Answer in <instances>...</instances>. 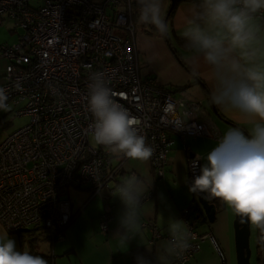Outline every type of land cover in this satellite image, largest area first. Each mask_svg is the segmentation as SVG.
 Wrapping results in <instances>:
<instances>
[{
    "label": "built area",
    "instance_id": "2783aa9c",
    "mask_svg": "<svg viewBox=\"0 0 264 264\" xmlns=\"http://www.w3.org/2000/svg\"><path fill=\"white\" fill-rule=\"evenodd\" d=\"M5 18L21 34L0 44V59L6 61L0 87L6 102L25 101L16 114L29 118L0 142V222L9 233L36 225L52 242L63 239L74 218L68 186L87 184L94 196L120 172V164L111 165L112 153L92 137L87 100L93 72L104 73L113 98L140 121L138 131L153 149L149 163L157 179L164 176L172 133L182 139L212 135L209 121L199 120L200 101L174 96L155 79L140 77L130 0H0V23ZM198 175L197 160L188 158V180ZM152 197L149 190L143 202ZM178 215L191 239L183 257L173 262L192 264L199 241L209 237L226 264L213 236L195 230L191 208ZM142 225L152 238L169 239L152 221ZM100 226L107 231L105 219ZM41 257L54 264L51 255Z\"/></svg>",
    "mask_w": 264,
    "mask_h": 264
},
{
    "label": "clouds",
    "instance_id": "9594fccd",
    "mask_svg": "<svg viewBox=\"0 0 264 264\" xmlns=\"http://www.w3.org/2000/svg\"><path fill=\"white\" fill-rule=\"evenodd\" d=\"M138 5V22L154 25L159 33L166 34L162 0H138ZM182 35L192 61L202 58L213 74L210 103L238 113L247 125L246 129L231 128L219 137L218 146L208 153L190 191L206 194L209 200L218 199L241 224L258 230V244L264 250V0H199L197 10L184 17ZM89 80L87 106L94 118L91 127L95 143L130 160L151 159L153 149L139 134L140 121L113 98L115 93L104 73L93 72ZM6 101V90L0 87V111H10ZM148 191L144 180L136 175L125 178L112 191L123 205L115 235L121 242L129 245L138 238ZM167 231L169 239L156 251L157 264H171L190 248L191 233L183 220L169 216ZM136 259L137 264H151L143 256ZM0 264L48 261L18 250L16 241L5 236L0 237Z\"/></svg>",
    "mask_w": 264,
    "mask_h": 264
},
{
    "label": "crops",
    "instance_id": "0c3cea01",
    "mask_svg": "<svg viewBox=\"0 0 264 264\" xmlns=\"http://www.w3.org/2000/svg\"><path fill=\"white\" fill-rule=\"evenodd\" d=\"M133 20L139 17L138 0H130ZM199 0H180L171 12L172 0H162V16L168 26L166 34H161L154 25L141 23L136 26L137 62L141 78H152L170 91L174 96H183L189 100L201 102L198 110L199 120H208V128L212 135L186 136L184 139L171 134L173 144L167 154L164 176L157 179L149 160L146 162L130 160L122 154H112L111 165H121L115 181H109L108 187L101 194L91 196L89 185H82L78 190V200L71 201L73 220L63 230V239L52 242L43 233L42 228L9 233L0 222V237L8 236L17 243L20 251L27 250L32 255L49 256L54 264H137V256H143L151 264H157V250L166 241L164 238L154 239L147 226L142 225L150 220L159 232L168 233L169 216L182 220L178 212L182 208L193 206L191 182L188 180V158L193 156L199 161L200 168L206 157L218 146L219 137L234 127L247 128L238 113L226 112L210 103V95L214 88V78L210 68L201 58L192 61V53L185 48L183 39L184 17L193 14ZM137 22V21H136ZM197 73V75H194ZM134 171L142 178L153 197L144 203L139 236L129 245L115 236L118 230V218L123 210L121 201L112 195L115 186ZM191 212H193L191 210ZM194 214H197L194 212ZM105 219L107 231L101 229L100 223ZM234 213L226 205L217 203L213 222H209L202 214L196 224L199 234L210 233L217 245L225 252L226 264H231L234 247V230L229 234V222L233 224ZM250 227V237L257 248L255 257L263 256L258 244V230ZM251 251H252V246ZM149 248L151 250H149ZM258 260V259H257ZM255 261V263L257 262ZM192 264H221L214 243L209 237L199 241V249L191 258ZM171 264H178L171 262Z\"/></svg>",
    "mask_w": 264,
    "mask_h": 264
},
{
    "label": "rangeland",
    "instance_id": "374dc122",
    "mask_svg": "<svg viewBox=\"0 0 264 264\" xmlns=\"http://www.w3.org/2000/svg\"><path fill=\"white\" fill-rule=\"evenodd\" d=\"M135 22H136V26H138V24H141L138 22V19H136ZM15 27L17 26L13 20L9 18H5L2 20V22L0 23V44H3V43L10 44L18 39V35L21 34V29L19 28L15 29ZM5 63H6L5 60L0 59V74H2V70H3ZM7 103L10 105V111L8 112L0 111V142L9 133L23 126L29 120V118L25 115L16 114V112L24 106L25 101L13 102L12 100H9ZM75 189L77 188L73 187L72 185L68 186L67 196L70 199H72L73 202L78 200V197H79V192L78 190H75ZM191 210L193 211L192 212L193 214L194 212H196V208L194 204L191 207ZM34 228H37L36 230H39V228L36 225L29 226L27 229L30 230ZM229 234L231 235V238H232V234H233L232 220H230L229 222ZM249 243H250V246H252L253 248L252 255L250 257V264H255L254 256L256 255L257 248L251 237H250ZM260 251L262 252V256H263V250L261 248H260ZM232 253L233 254L231 257V264H236L234 247H233Z\"/></svg>",
    "mask_w": 264,
    "mask_h": 264
},
{
    "label": "water",
    "instance_id": "95a60500",
    "mask_svg": "<svg viewBox=\"0 0 264 264\" xmlns=\"http://www.w3.org/2000/svg\"><path fill=\"white\" fill-rule=\"evenodd\" d=\"M193 157V156H191ZM200 175V173H199ZM194 205L197 210L195 217L198 218L202 214L207 218L209 222H213L215 213L217 210L218 199H207L206 194H195L193 193ZM221 206L225 205L221 202ZM233 230H234V249L236 264H250V257L252 251L250 248V227L247 224H241L239 218L234 215L233 219ZM255 257V261L257 260ZM257 264V263H255Z\"/></svg>",
    "mask_w": 264,
    "mask_h": 264
},
{
    "label": "trees",
    "instance_id": "16d2710c",
    "mask_svg": "<svg viewBox=\"0 0 264 264\" xmlns=\"http://www.w3.org/2000/svg\"><path fill=\"white\" fill-rule=\"evenodd\" d=\"M178 1H180V0H172V5H171V7H170V9H169V13L171 12V10L173 9L174 5H175ZM196 219H197V218H196Z\"/></svg>",
    "mask_w": 264,
    "mask_h": 264
},
{
    "label": "flooded vegetation",
    "instance_id": "af4514ba",
    "mask_svg": "<svg viewBox=\"0 0 264 264\" xmlns=\"http://www.w3.org/2000/svg\"><path fill=\"white\" fill-rule=\"evenodd\" d=\"M257 258H258V260H257V262H256L257 264H264V262H261V260H260V259H261V258H260V254H258V257H257Z\"/></svg>",
    "mask_w": 264,
    "mask_h": 264
}]
</instances>
